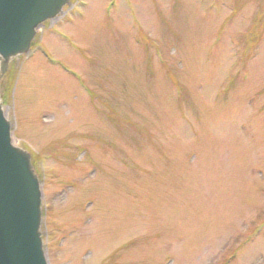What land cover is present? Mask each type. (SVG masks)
<instances>
[{"label": "rangeland", "instance_id": "1", "mask_svg": "<svg viewBox=\"0 0 264 264\" xmlns=\"http://www.w3.org/2000/svg\"><path fill=\"white\" fill-rule=\"evenodd\" d=\"M71 2L2 82L50 264H264V0Z\"/></svg>", "mask_w": 264, "mask_h": 264}, {"label": "water", "instance_id": "2", "mask_svg": "<svg viewBox=\"0 0 264 264\" xmlns=\"http://www.w3.org/2000/svg\"><path fill=\"white\" fill-rule=\"evenodd\" d=\"M70 0H0V264H50L43 237V182L31 154L13 141L2 82L37 30Z\"/></svg>", "mask_w": 264, "mask_h": 264}]
</instances>
